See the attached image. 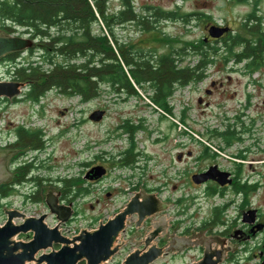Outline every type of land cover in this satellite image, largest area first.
I'll list each match as a JSON object with an SVG mask.
<instances>
[{
	"label": "rangeland",
	"instance_id": "1",
	"mask_svg": "<svg viewBox=\"0 0 264 264\" xmlns=\"http://www.w3.org/2000/svg\"><path fill=\"white\" fill-rule=\"evenodd\" d=\"M132 2L135 11L143 16L154 15L155 9L177 12L181 16L204 14L190 17L187 21L152 18L147 25L148 29L134 23L113 27L114 36L120 44L126 43L136 50L144 51L147 55L174 52L176 57L182 58L183 65L196 64V55L190 47L205 42V38L211 39L208 34L211 26L229 27L231 30L229 34H237L241 32V23L251 12L249 4H238L228 0H132ZM121 10L119 0L110 2V15ZM260 15L264 16V1ZM6 26L12 27L10 22H7ZM99 26L103 34L111 38L108 28L103 24ZM12 28L15 32L11 34L6 30L2 32L9 34V37L29 39L30 35L26 34L25 30L14 26ZM34 43L38 45L40 42L35 40ZM208 44L220 48L219 54L223 53L221 44L217 45L212 41ZM37 45L29 51L35 52ZM29 51L23 52L17 63L29 58ZM33 55L38 56L36 53ZM244 66L243 63L224 64L216 60L215 64L206 70L205 78L198 84L185 88L175 87L170 102L176 109V117L173 118L174 121L171 120L176 124V131H172L170 136L168 125H161L162 130L167 134L168 142L162 144L160 148L151 146V142L144 143L142 135L137 134L135 137L137 148L140 150L146 147L147 155L151 156V159L145 160L146 162L138 160L135 170L118 167L120 155L128 147L126 136H120L122 131L118 130V127L127 119L135 123L142 117L152 123L158 119V115L150 112L152 106L148 94L141 89H138L140 92L138 98L128 100H123L126 99L124 96L117 97L108 93V89L103 88L104 92L102 91L100 98L88 103H81L78 97H66L55 90L48 92L37 105L29 102L13 104L2 102L0 103L1 137H11V139L0 142L13 145L16 130L20 127L29 131H42L45 148L40 152L27 150L29 155L26 161L30 160L37 167L32 176L47 179V182L51 181L49 185L53 188L61 180L77 179L82 182L78 188L81 190V195L76 197L74 203L77 216L72 222L78 231L82 232L85 229L89 232L95 231L100 224L114 218L133 198L134 192H139L142 187L145 191L162 189L160 198L163 201L174 202L165 213L180 222L183 221L180 230L187 227L196 230L202 227L203 222L211 217L214 207H223L232 202L224 213V224L210 227L206 236H214L216 231L229 230L235 239L236 230L241 228L243 206V210L257 207L264 213V68L248 74ZM9 68L8 62L0 63V81L11 78L7 72ZM125 71L127 72L126 68ZM214 81L224 83V89L214 90V93L207 97L205 91ZM200 98L209 105L199 104ZM96 111L105 112L100 122L90 120V116ZM163 118L166 117L163 115ZM229 125L232 126V130L237 127L235 130L238 135L243 136V139L227 149L215 131L218 129L225 132ZM170 143L172 147L175 145V152L173 148H169ZM250 146L256 153V162L250 163L251 157L243 160L242 163L232 160L241 149ZM207 149L214 155L204 156V150ZM189 152L192 157L187 156ZM175 153L186 156L181 161H176L173 167ZM32 157L37 158L38 161L34 162ZM19 159L16 163H19ZM210 165H216L223 172H232L242 180L253 179L261 185L247 195L242 193L236 196L229 191L224 197L209 196L205 193H208L205 184L204 187L194 184L192 177ZM171 166L173 168L169 170ZM96 167H105L107 174L97 182L85 180L87 173ZM139 167L141 169H138ZM60 185L63 186L62 182ZM209 186L208 189L215 187L212 184ZM28 189L25 188V191L27 192ZM78 189H75V195ZM108 194L111 195L108 197ZM179 199H184V202L177 204ZM14 200L17 199L11 195L1 204H6L8 209L15 210ZM20 205L19 201L18 206ZM36 206L37 204L28 203L22 205V209L28 215L49 214L45 213L42 206L40 208ZM4 222L5 215L0 211V225ZM45 222L55 224L51 215L47 216ZM226 226L229 228L227 229ZM132 229L127 228L128 231ZM124 234L121 238L126 243L122 245L121 251L105 264H122L126 256L136 249L134 244L127 242ZM25 240L26 237L16 239L23 243L31 239ZM263 241L264 237H259L250 243L235 242L234 246L240 248L237 255L228 257L223 264H238L241 259L242 264H254V260L249 261L246 258L262 252L260 248L263 247ZM54 249L58 251L59 247ZM49 252L50 250L46 251ZM202 252L203 246L200 245L189 248L183 253L167 256L155 264H193L199 261V257L202 258Z\"/></svg>",
	"mask_w": 264,
	"mask_h": 264
},
{
	"label": "trees",
	"instance_id": "2",
	"mask_svg": "<svg viewBox=\"0 0 264 264\" xmlns=\"http://www.w3.org/2000/svg\"><path fill=\"white\" fill-rule=\"evenodd\" d=\"M111 1L113 0H0V30L11 34L15 32L12 28L14 26L25 30L33 40L40 42L35 52L32 50L30 57L23 59V62L17 63V56L7 59L10 66L8 74L15 82L26 84L27 87L25 98L13 103L29 102L37 105L53 90L66 97H78L81 103L100 98L103 88H107L108 93H114L117 97L125 94L138 98L139 94L133 83L141 88V83L153 82L155 94L149 100L164 110L177 87L185 88L201 82L205 78L206 70L216 60L224 64L243 63L248 74L264 68V16L260 15L264 0H228L251 6V12L241 23V32L230 33L215 42L217 45L221 44V54L220 48L204 41L193 44L190 48L196 55L194 65H183L182 58L176 57L174 52L147 55L126 43L120 44L114 36L113 27L134 23L148 29L147 25L152 18L187 21L190 17L204 14L181 16L177 12L155 9L154 15L143 16L135 11L132 0H119L122 10L110 15ZM7 22L12 27H7ZM99 24L108 28L111 38L103 34ZM34 53L38 56H34ZM173 82L176 83V88L164 93L163 86H170ZM128 89L131 90L130 93H127ZM4 102L10 104L8 100ZM126 123L125 121L118 128L122 130V135H129L130 142L129 148L120 155L119 168H134L138 161L134 141L138 127ZM231 127L229 125L225 132L218 129L215 131L226 148H231L242 140L235 130L237 127L234 130ZM16 131L18 142L13 148L19 150V153L45 148L41 130L29 131L20 127ZM206 152L204 150V156ZM31 168L29 166L20 170L18 179L23 181ZM35 180L39 181V191L33 197V202L38 203L43 201L44 186L42 180ZM80 184L82 182L77 179L62 182L69 192L77 190ZM59 185L60 183L55 185V188L58 189ZM255 189L257 187L238 182L230 190L236 194L241 192L247 195ZM77 192L75 197L81 195L80 189ZM0 193L2 199H7L12 195V190L7 187ZM205 193L209 196L226 194L216 186ZM182 202L184 200L179 204ZM228 207L229 205L214 208L211 217L203 222L202 227L205 229L223 225V216ZM260 250L264 252V241Z\"/></svg>",
	"mask_w": 264,
	"mask_h": 264
},
{
	"label": "water",
	"instance_id": "3",
	"mask_svg": "<svg viewBox=\"0 0 264 264\" xmlns=\"http://www.w3.org/2000/svg\"><path fill=\"white\" fill-rule=\"evenodd\" d=\"M230 31L229 27L211 26L208 34L210 38L220 40ZM34 45H37L34 40L9 37L1 33L0 59L14 52H25ZM25 88L26 84L23 83L0 81V101L8 100L12 103ZM104 115L105 112L96 111L90 116V120L100 122ZM105 174L104 168L96 167L87 174L86 179L99 180ZM192 181L196 185L215 182L220 187L230 186L233 183L231 174L220 171L216 166L211 167L205 173L194 175ZM141 189L114 218L100 224L95 231L83 230L72 240L62 236L58 229L59 224H67L70 221L73 215L72 207L62 205L57 197L48 195L45 200L50 214L59 221L54 229H50L44 222L50 214L36 219L27 218L28 216L15 210L4 209L6 221L0 225V264H81L84 261L86 264H105L116 256L121 251L122 245L126 243L122 241L120 235L125 232L129 219L134 216H137L136 229H140L149 219L159 218L151 224L152 230H155L154 233L143 239V249L132 252L122 264H155L168 255L166 249L154 244V240L166 220L162 214L168 211L169 206L157 196L148 194L142 187ZM255 215L256 211H249L244 214L243 221L251 224L254 222ZM14 220H22L23 223L16 226L13 223ZM209 228H205V232ZM261 229L262 226H257L258 231ZM28 233L33 234L32 241L29 243L14 241L16 236ZM119 237L120 244L118 243ZM199 245L202 244L193 243L191 247ZM54 247H59V250L54 251ZM49 249L53 251L36 258L40 252ZM239 249L238 246L228 244L227 239L220 236L207 237L203 245L202 258L194 264H221L233 251L234 253L229 257L237 255Z\"/></svg>",
	"mask_w": 264,
	"mask_h": 264
},
{
	"label": "flooded vegetation",
	"instance_id": "4",
	"mask_svg": "<svg viewBox=\"0 0 264 264\" xmlns=\"http://www.w3.org/2000/svg\"><path fill=\"white\" fill-rule=\"evenodd\" d=\"M1 33H3L2 30H0V34ZM5 35L10 36L7 33ZM29 39L33 40L31 37H29ZM204 40H205V43H208L211 41L212 42L220 41V40H213V39L211 40L208 38H205ZM21 54H23V52H14V53L5 55L3 58L0 59V63H3V64L6 63L7 59L9 57H13V56H17V58H16V60H17ZM9 81L15 82L12 77L9 79ZM141 84H142L141 88H139L133 83L138 94L140 93L138 89H141V90L145 91L149 97H153V95L155 94V88H153V85H152L153 82H143ZM175 85H176L175 82H173L170 86L168 84L164 85L163 86L164 93L168 92L170 90H173V88H175L174 87ZM223 85H224V83H222L220 81L219 82L214 81L211 83L210 88L206 89L205 94L207 95V97H209L214 93V90L224 89ZM24 92L25 93L20 96L21 99L17 98V100L19 99V101H20V100H23L25 98L26 91H24ZM130 92H131V90L128 89L127 93H130ZM112 94H114V93H112ZM123 96L126 98L123 100H128V99H131V97H132V96H128V95L126 96L125 94ZM171 98L169 99L167 107L164 110L161 108H158L156 105H154L151 102L152 108H151L150 112L153 115H158V119L154 123H152V121H150L149 119H146L145 117L140 118L139 121H137L136 123L131 119L126 120V122H127L126 124H130L134 127L135 126L138 127V132L134 136V141H136L135 140L136 135L140 133L142 135V139H143L144 143L151 142L150 145L153 147L160 148L162 146V144L168 142L167 141V139H168L167 134L162 130L161 125L162 124L168 125V130L170 131V134H169L170 136L172 134V131H174V132L176 131V124L174 122H171V120L174 121L173 118L176 117L175 116L176 109L171 105V102H170ZM4 101H2V102L5 103ZM2 102H0V103H2ZM198 103L209 105V103L207 101H205L203 98H200ZM162 114L166 118H163ZM124 122L122 123V125H124ZM121 127H118V128H121ZM119 130H121V129H119ZM122 136H126V140L128 142V147H127V149H128L129 143H130L129 142V135L123 134ZM241 139H243V136H241ZM0 140L1 141H5V140L9 141L10 138L9 137L8 138L1 137ZM17 142H18V131H16V133H15V140L13 141V145L12 144H10V145L6 144L7 146L5 145L6 146V148H5V146L0 144L1 145L0 146V191L2 189L6 190V188L8 187L12 190L13 197L17 199V200H14L16 203H18L19 201L24 205L28 204V203H34L33 197H36L37 193L39 191V181H36L35 179H40V180H42V183H43L42 185L44 186V188L42 190L43 201L38 202V203H34V204H43L47 209V206L45 204L46 197L48 195L57 197L62 205L72 207V210H73L72 216L73 217L71 220H75V218L77 216V212H76V209L74 206V203L76 201L75 191L74 190H72L71 192L67 191V189L65 188L64 185L63 186L59 185L58 189L55 188V186L53 188L49 185L51 183V181L48 180V182H47V179H44L41 177H36V176L33 177L32 174L37 167L35 165H33V163L30 160L26 161L28 159V155H29V154H27V151L19 153V150H16L13 148L14 144H16ZM136 148H137V146H136ZM169 148L170 149L173 148V150L175 152V149H176L175 145L172 147L171 143H170ZM227 149H229V148H227ZM252 149L253 148L251 146L247 147L245 149L243 148L238 152V154H235L234 158H235V160H237V163H242L243 160H247L248 157H251V159H252V160H250V163L256 162L257 161L256 153H254L252 151ZM147 152L148 151L146 150V147H144L143 149H140V150L137 148V151H136L137 160H140L142 162L143 161L146 162L145 160H150L151 156L147 155ZM211 152H212L211 150L207 149L206 157H210L211 155H214ZM170 154H171V150H170ZM191 155H192L191 152L187 153L188 157H192ZM184 156H186V155H183L182 153L180 155H178L177 153H175L174 160L172 162L173 167L175 166V162L181 161ZM18 159H19V161H21L20 165H19V167H15L14 164L16 163V161ZM32 159L34 160V162L38 161V159L35 157H32ZM120 161H121V159H120ZM249 165H253V164H249ZM29 166H32V168L27 173L25 179L23 181H20V179H18L19 171L23 170L24 168H28ZM119 166L120 165L118 164V167ZM136 167H137V163L134 166V168H132V169L135 170V169H137ZM173 167L171 166L169 168V170H171ZM211 167H213V166L212 165L208 166L205 170L198 172V174L207 172ZM102 168L105 169V167H102ZM141 168L143 170V166ZM141 168L139 167L138 169H141ZM230 174H231V176H234L233 177V183L230 186L220 187L215 182H208L207 184H205V188H207V191H208V188L210 187L209 185L212 184V185L217 186L219 190H224L225 192H229V190L232 189V185L237 184L238 182H240L241 184H247L249 186L252 185V186L257 187V188H258V185H261L258 182H254L255 180H253V179H250V178L246 179L245 178L244 180H242L241 178H238L235 174H232V172ZM85 180H87V179L85 178ZM99 180H87V181L97 182ZM63 181H65V180H61V181H59V183L63 182ZM203 187H204V185H203ZM25 188H29L27 190V191H29L28 197H26V194H24V193H26ZM140 190H142V189L140 188ZM140 190H138V191H140ZM161 190L162 189H158V188L157 189H149L146 192L148 194H153L157 197H160L162 194L160 192ZM136 193H138V192H134V195ZM110 195L111 194H108V197ZM235 195L240 196V195H242V193L241 192L237 193V194L235 193ZM6 200L7 199H2L0 196V211H3L5 209L6 205L1 204V202L6 201ZM181 200H184V199H179L177 201V204H179V202H181ZM164 203L167 204L169 207L171 206V203L167 202L166 200L164 201ZM73 206H74V208H73ZM241 211H242L241 222H240L241 228L236 230V233H238V234H237L235 239L237 241L234 239V237L231 236V233L229 232V230L220 232L218 234V236H220L224 239H227V241L229 240V242L233 246L235 245V242L243 241L244 243H250L253 240H257L259 237H264V213L260 210V208H257V207L256 208H248L247 210H243L241 208ZM249 211H256V215L254 216V222L253 223L246 224L243 221L244 214L249 212ZM164 215H167V218H166L164 224L161 226L162 229L159 230V232H157L156 239L154 240V243L158 247L166 249L168 251V256H170L172 254L183 253L184 251H187L193 243H196V244L201 243L202 246L204 245L205 241L207 240V236H206L207 233L205 232V229L203 227L197 228L196 230L193 228H190V227H187V228H184L183 230H180L181 229L180 225L182 224L183 221L180 222L177 218H175L173 216H169L166 213L162 214V216H164ZM158 218L149 219L143 224V226L140 229H135V222L137 221V216L132 217L129 221V227H131V229L132 228L133 229L130 231L126 230V232L124 234V238H126V240H128L127 242H129V243L133 242L134 243V245L136 246L135 250H137V249L142 250L143 249V246H142L143 239L145 237H148L152 233H154L155 230H152L151 224L155 223ZM16 221L18 223L20 222V220H16ZM69 224H66V225H69ZM257 226H262V229L258 231ZM226 227H227V229L229 228V226H226ZM19 236H21L24 239H25V237L26 238L32 237L31 234H25V235H19ZM131 253H129V254H131ZM233 253H234V251H233ZM233 253H230V255H232ZM246 260H249V261L254 260V264H264V252L260 251L259 253L252 254L250 257L246 258ZM238 262H239L238 264H242V259H241V261H238Z\"/></svg>",
	"mask_w": 264,
	"mask_h": 264
},
{
	"label": "built area",
	"instance_id": "5",
	"mask_svg": "<svg viewBox=\"0 0 264 264\" xmlns=\"http://www.w3.org/2000/svg\"><path fill=\"white\" fill-rule=\"evenodd\" d=\"M10 141V140H9ZM0 144H1V142H0ZM1 145H3V146H5L6 144H1ZM0 145V146H1ZM8 145V144H7ZM6 145V146H7ZM2 146V147H3ZM5 146V147H6ZM40 152V151H39ZM217 152V151H216ZM20 162L21 161H19V163H15L14 165H15V167H19V165H20ZM27 195H29V194H27ZM21 203V202H20ZM17 205V206H16ZM16 205L14 206V209L15 210H18V211H20L21 213H23V214H25L26 216H28L27 218H39V217H41V216H39L38 214H35V215H28L23 209H22V205H24V204H22L21 203V205L20 206H18V203H16ZM40 206H42V208H44V210H45V213H47L48 212V210L46 209V207L43 205V204H37V206L36 207H39L40 208ZM44 213V214H45ZM49 213V212H48ZM52 217V219H53V222H55V224H50V223H47L46 225L49 227V226H52V228H55L58 224H59V222L58 221H56L55 220V218L53 217V216H51ZM74 220H72L71 221V223L69 224V225H63V224H59V226H58V229H59V232L61 233V235L62 236H64V237H66V238H69L70 240H72L75 236H78L77 234H79L80 235V233H81V231L79 230H77V227H75V226H73L72 225V222H73ZM22 222L20 221L19 223L17 222V221H14V224L15 225H20ZM46 223V222H45ZM49 228H51V227H49ZM219 232H221V231H219ZM215 233H218V231H216ZM32 236V235H31ZM18 237H21V236H16L15 238H14V241H16V239H18ZM32 238V237H31ZM30 238V239H31ZM22 239H24V238H22ZM29 240V238H27V240H25V241H28ZM22 241H24V240H22ZM16 242H20V241H16ZM24 243H26V242H24ZM50 250V252H52L53 251V249H49ZM48 251V250H47ZM54 251H57V250H55L54 249ZM49 252V253H50ZM46 253V251H43V252H41L40 254H38L37 256H36V258H38L41 254H45ZM48 254V253H47ZM200 259V258H199ZM28 264H34V263H28Z\"/></svg>",
	"mask_w": 264,
	"mask_h": 264
},
{
	"label": "bare ground",
	"instance_id": "6",
	"mask_svg": "<svg viewBox=\"0 0 264 264\" xmlns=\"http://www.w3.org/2000/svg\"><path fill=\"white\" fill-rule=\"evenodd\" d=\"M16 83H17V82H16ZM18 98H20V96H19ZM16 100H17V99H16ZM28 193H29V191H27V192H26V193H24V194H26V195H27Z\"/></svg>",
	"mask_w": 264,
	"mask_h": 264
}]
</instances>
